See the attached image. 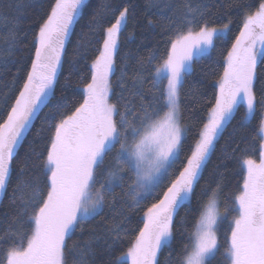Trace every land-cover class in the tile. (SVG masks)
<instances>
[{"label":"snow or ice","instance_id":"snow-or-ice-1","mask_svg":"<svg viewBox=\"0 0 264 264\" xmlns=\"http://www.w3.org/2000/svg\"><path fill=\"white\" fill-rule=\"evenodd\" d=\"M47 2L33 31L34 51L26 58L30 64L17 70L15 91L5 96L0 109V206L6 196L10 209L4 214L7 227L0 231V244L9 245L6 264H69L70 257L72 264H97L98 255L99 264H160L165 249H169L165 264H211L220 249L217 226L228 216L225 260L264 264V76L258 72L264 65V0L237 5L242 12L230 47L233 21L211 25L209 0H144L142 27L159 26L167 39L163 49L138 58L120 53V37L129 19H136L133 6L128 0H101L88 24L89 34L99 40L90 78L85 74L80 79L82 99L66 103L62 90L55 112L45 115L38 130L43 146L30 148L17 161L34 119L55 94L66 43L91 0ZM215 7L223 16L233 4L229 0ZM3 15L0 12V18ZM134 38L135 33H129L125 39ZM217 42L227 49L223 71L214 85V99L189 140L191 128L181 109L185 78ZM3 44L12 57L19 45L15 28ZM3 51L0 46V54ZM130 59L136 60V67L129 76ZM15 63L0 59V68ZM79 71L71 66L64 88L72 72ZM132 97H139V104ZM241 108L240 128L259 120V157L247 155L242 141L231 152L222 148L223 159H236L240 168L235 192L224 195L221 215L224 185L218 163L220 181L215 188L206 183L200 197L207 196V202L201 205L198 198L192 209L216 144ZM150 197L153 202L143 210V226L128 239L129 218L122 210L115 211L117 204L124 201L130 209L139 208ZM185 205L198 212V219L177 251L172 248L175 217ZM106 206L114 211L110 222L102 223L101 231L94 228L87 239L73 240L77 229L83 236L84 226L101 216Z\"/></svg>","mask_w":264,"mask_h":264},{"label":"trees","instance_id":"trees-1","mask_svg":"<svg viewBox=\"0 0 264 264\" xmlns=\"http://www.w3.org/2000/svg\"><path fill=\"white\" fill-rule=\"evenodd\" d=\"M129 4L133 6V11L136 19H129L128 28L124 34L120 37L121 48L120 53L124 55L129 53L132 57H147L149 51L159 47L163 49V41L167 39V36L162 34V30L159 26L155 29H144L142 25L146 21L141 20L144 0H128ZM210 12L208 19L210 24L219 27L221 24L226 23L228 19L233 21L232 31L230 33V39L227 47H230L231 40H234L235 35L238 34V23L239 16L242 9L238 8L237 5L240 3H247L249 0H230L233 4L231 9L225 8L224 14L221 16L217 12L216 4H225L229 0H209ZM11 4L12 7L8 8L7 5ZM101 0H91L87 9L83 11L81 17L77 18V22L74 23L73 31L70 35L68 42L66 43V53L63 57V67L58 74V84L56 85L55 94L50 99L49 103L42 108L38 113L37 118L34 119V123L31 130L26 134V138L22 145L19 147V155L17 161L22 159L26 152L30 148L39 150L43 146V139L37 135L38 130L41 129L45 115L54 113V106L58 101L61 100V93L65 97L66 103H75L77 100L82 99V83L80 79L82 75H88L90 78V63L91 59L94 58L96 47H98L99 37H93L89 34L88 24L91 19V13L100 5ZM4 7L0 8V12H3V18H0V46L4 47V51L0 54V59L8 60L15 59L17 63L8 65L7 68H0V109L3 108V101L5 96L12 95L15 91L13 88V77L17 73L18 69L23 68L26 64H30V60L26 58L30 54L31 40L33 31L38 25L39 16L47 9V0H3ZM19 6V7H17ZM140 20V23H136ZM167 23V21H161ZM15 28L19 45L15 50L12 57H9L7 52V46L3 44L4 39L7 37L9 31ZM129 33H135V38L132 40H126L125 38ZM226 47H223L220 42H217L216 48L211 50L209 56H205L196 63L193 64V72L186 76L182 95H181V109L182 115L185 121H187L191 131L189 132V140H191L192 134L196 130V126L199 124L200 119L204 117L209 106L210 101L214 99L215 82L219 75L223 71V57L226 55ZM85 54L87 59L85 60ZM75 64L80 69L79 72H72L70 76V84L67 88H64L65 78L69 77L70 68ZM155 65V62H154ZM87 66V67H86ZM136 67V60L130 59L128 61V74H132L133 68ZM258 72L261 76H264V65L258 68ZM119 75V73H117ZM115 78H113L114 80ZM19 85H17L18 87ZM147 88V84L145 85ZM127 96V93L125 94ZM14 98V97H13ZM133 103L139 104V97L131 98ZM11 102V101H10ZM244 109L241 108L235 115V118L225 128L222 137L216 144V150L211 155V158L203 171L202 179L196 188V195L192 198L191 208L197 207V199L200 198V204L207 202L208 197H200L201 188L207 183L212 188L216 187V183L220 181V175L217 174V164L221 166L218 172L223 175V194L220 196V213L224 214L225 200L224 195L235 192L240 176L238 175L240 168L236 159L224 160L221 155V149L226 148L231 152V148L235 147L236 142H241V147L247 149V155H250L253 159L259 157V145L260 139L256 138V126L259 123L258 118L252 121V124L244 128L239 127V122L243 115ZM2 114V112H0ZM235 130V132H234ZM46 135V133H45ZM238 158L242 159L241 153L236 154ZM119 192L120 190L117 189ZM152 201L150 197L144 201L139 208L133 206L131 209L124 201H120L115 211H123L124 214L129 218L127 227L130 230L128 239H133L135 234L138 233L139 227L143 226L142 216L143 210ZM128 203H131L129 200ZM8 199L5 196L3 199V206H0V231L7 227L8 217L4 214L9 212ZM114 215V211L109 209L107 206L101 216H97L95 220L87 223L84 226V233L81 236L80 230L77 229L76 235L73 240L77 238L87 239L88 234L94 228L97 231L102 230V223L104 225L110 222V218ZM186 218L187 224L182 225L181 219ZM198 219V212L189 211V206L185 205L181 207L178 214L175 217V239L172 242V248L179 250L183 246L189 234L194 231V225ZM230 223L231 216L227 219L222 220L217 226V234L220 243L219 252L216 254L215 259L211 261V264H228L224 258V252L227 247L226 238L230 235ZM183 233V235H182ZM72 241H69L71 246ZM9 245L7 243L0 244V261L6 264V251ZM127 248V240L125 241L124 249ZM169 255V249H165L159 256L160 264H165V260ZM175 255V252H173ZM100 257L97 256V264H99ZM69 264H72L71 257L69 258Z\"/></svg>","mask_w":264,"mask_h":264},{"label":"rangeland","instance_id":"rangeland-1","mask_svg":"<svg viewBox=\"0 0 264 264\" xmlns=\"http://www.w3.org/2000/svg\"><path fill=\"white\" fill-rule=\"evenodd\" d=\"M220 211V210H219Z\"/></svg>","mask_w":264,"mask_h":264}]
</instances>
